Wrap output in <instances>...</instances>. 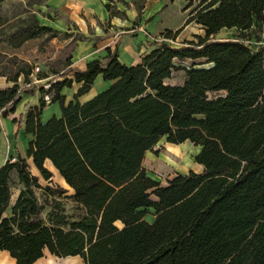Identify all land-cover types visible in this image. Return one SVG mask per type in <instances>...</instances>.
Instances as JSON below:
<instances>
[{
    "label": "trees",
    "instance_id": "16d2710c",
    "mask_svg": "<svg viewBox=\"0 0 264 264\" xmlns=\"http://www.w3.org/2000/svg\"><path fill=\"white\" fill-rule=\"evenodd\" d=\"M191 22L205 31L197 40L162 42L131 66L109 52L105 63L93 60L73 78L39 88L40 106L27 113L35 139L26 154L46 179L52 173L44 162H53L85 214L68 222L57 213L46 222L37 189L53 196L67 189L41 186L20 154L7 161L0 167V249L17 264H34L46 248L59 257L80 255L86 264H264V43L254 50L238 39H213L223 29L263 32L264 0H202L185 26ZM46 32L55 33L33 24L22 42ZM186 59L194 63L177 64ZM179 69L185 81L167 83ZM31 73L24 63L11 76L15 84L0 89V132L1 117L15 111L21 92H36L18 84ZM99 74L115 82L79 102ZM74 82L82 83L77 101L66 104L61 90ZM46 93L50 103L60 102L62 116L43 123ZM164 136L201 146L195 161L203 170L166 184L149 176L145 154ZM17 181L24 190L8 213ZM151 209L153 221L146 219Z\"/></svg>",
    "mask_w": 264,
    "mask_h": 264
},
{
    "label": "crops",
    "instance_id": "0c3cea01",
    "mask_svg": "<svg viewBox=\"0 0 264 264\" xmlns=\"http://www.w3.org/2000/svg\"><path fill=\"white\" fill-rule=\"evenodd\" d=\"M143 1L112 0L110 3L114 13L106 7L109 0H43V2L36 4L37 11H34L36 22L34 24L49 27L55 33H42L35 38L25 40L21 44L19 43L18 45L22 47L32 40L33 44L36 45L33 48V53L24 55L22 58L32 66L33 63H38L36 59L52 60L70 46L69 56L66 60L67 66L59 72L53 73L54 79L47 71L41 75L36 74L33 72V67L28 81L24 74L19 76L18 84L21 87L32 89L37 86V90L34 94L22 91L21 99L15 106V111L6 117H1L0 167L12 157H17L20 154L26 158L30 172L38 177V182L41 186H43L41 183L42 179L47 182L57 172L65 184L62 185L63 188L67 189V192L69 190L70 195L75 193V190L66 182L50 159H46L44 162V166L52 173V176L46 179L35 165L33 157L27 156L29 145L35 139L34 134L26 130L27 113L29 109L40 106V100L43 96L39 89L41 86L51 80H62L65 77L73 78L77 71L85 70L88 63L93 60L98 59L105 63L109 52L117 53L119 59L128 66L142 63L144 57L159 45L158 42L151 40V34L162 33L164 30L175 32L186 24L184 21L190 15L187 14L183 22L175 28L158 27L160 14L168 9L175 0H157L155 2L156 8L152 11L142 7ZM181 2H183L181 3L183 10L185 0H181ZM183 11L187 12L186 8ZM48 34H50L49 42L55 45L54 48H57L56 52L51 51L50 45L45 46L47 49L45 52L38 48L41 38H43L42 35L48 38ZM169 80L170 78L166 80L167 83H170ZM114 82V80H105L102 74H99L90 91L79 96L77 100L85 103L99 93L109 89ZM14 84L15 81L11 75L0 74V89L12 87ZM81 85L82 83L74 82L71 87L65 86L62 88L61 94L65 96L66 104L71 101H77L75 97ZM49 95L51 96L52 93ZM54 116L58 118L62 116L61 104L60 102H47L40 115V120L46 123ZM149 151L146 152L145 158ZM199 166L202 171L203 166L201 164ZM173 177L168 178V180ZM11 190L12 195L8 213L11 212V208L24 190V186L17 181L12 184ZM0 264H17V262L9 251L0 249ZM34 264L86 263L80 255L59 257L46 248L44 255L35 261Z\"/></svg>",
    "mask_w": 264,
    "mask_h": 264
},
{
    "label": "rangeland",
    "instance_id": "374dc122",
    "mask_svg": "<svg viewBox=\"0 0 264 264\" xmlns=\"http://www.w3.org/2000/svg\"><path fill=\"white\" fill-rule=\"evenodd\" d=\"M156 1L157 0H144L142 2V7L152 11L156 8ZM41 2H43V0H6L0 5V74L13 76L16 71L24 65V63H28L22 57L33 53V48H35L34 46L36 45L33 44L34 42H32V40L22 47L18 44L22 43L26 34V29L36 22V14L34 11H37L36 4ZM200 2L201 0H185V7L183 10L186 8L187 12H184L181 8V3L183 2H181V0H175V2L171 3L168 9L160 14L158 27L165 26L175 28L183 22L186 15H189L200 4ZM186 21L184 22L186 23ZM166 31L167 30H164L162 33L151 34V40L158 42L159 44L166 42L171 46L178 47L187 40H197L195 35L205 34L202 26L196 22H191L188 26H185L178 36L167 37ZM42 37L38 48L45 52L47 51L45 46L50 45L49 48H51V51L56 52L57 48H54L55 45L49 42L50 34H48V38H45L44 35H42ZM213 39H238L245 41L256 50L261 39L264 41V28L263 32L258 27L253 29V31H250L249 34L236 28L223 29L214 35ZM69 49L70 46L69 48H66L62 54L54 57L52 60L45 61L44 59H36L38 63H33V72L41 75L47 71L50 73L52 79H54L55 77L52 74L59 72L67 66L66 60L69 56ZM201 61L202 60H196L197 66H209V64L201 63ZM193 63L194 61L191 59L177 61L178 65L187 67H190ZM36 66L40 67V71L37 72L35 70ZM186 77V71L179 69L173 72V76L170 78L169 82L172 84H181L185 81ZM200 149L201 146H196L189 141L181 144L169 143L167 137L164 136L160 138L155 147L146 155L144 166L147 174L160 183L166 184L168 178L176 176L177 174H187L190 170L201 171L199 164L195 161V156ZM41 183L43 187L50 186L54 189L65 185L57 172L47 182L42 179ZM69 192L70 191L68 190V192L63 195L53 196L46 193L44 188L37 189L40 199L46 203V209L44 211L46 222L49 223L57 213L63 215L64 219L68 222L78 220L85 214L84 209L74 201ZM150 211L151 213L146 216V219L153 221L154 210L151 209Z\"/></svg>",
    "mask_w": 264,
    "mask_h": 264
},
{
    "label": "built area",
    "instance_id": "2783aa9c",
    "mask_svg": "<svg viewBox=\"0 0 264 264\" xmlns=\"http://www.w3.org/2000/svg\"><path fill=\"white\" fill-rule=\"evenodd\" d=\"M260 43H264V41H261ZM35 70L37 72L40 71V67L39 66H36L35 67ZM51 81H56V80H51ZM50 86H51V83L50 82H47L46 84H44V87H45L46 90H48L50 88ZM44 98H45V100L47 102H50V100H51V96L48 93L45 94ZM15 160H16V157H12L11 158V161H15Z\"/></svg>",
    "mask_w": 264,
    "mask_h": 264
},
{
    "label": "bare ground",
    "instance_id": "6f19581e",
    "mask_svg": "<svg viewBox=\"0 0 264 264\" xmlns=\"http://www.w3.org/2000/svg\"><path fill=\"white\" fill-rule=\"evenodd\" d=\"M174 147V146H173ZM177 147V146H176ZM169 150V149H168ZM171 152H172V150H171ZM174 153V152H173Z\"/></svg>",
    "mask_w": 264,
    "mask_h": 264
}]
</instances>
